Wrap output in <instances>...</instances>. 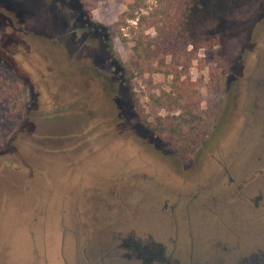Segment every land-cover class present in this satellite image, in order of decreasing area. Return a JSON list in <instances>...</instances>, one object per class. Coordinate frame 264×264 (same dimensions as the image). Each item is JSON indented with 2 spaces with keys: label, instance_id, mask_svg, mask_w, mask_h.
<instances>
[{
  "label": "rangeland",
  "instance_id": "rangeland-1",
  "mask_svg": "<svg viewBox=\"0 0 264 264\" xmlns=\"http://www.w3.org/2000/svg\"><path fill=\"white\" fill-rule=\"evenodd\" d=\"M124 9L0 0V264H253L246 256L264 252V0H195L190 43L168 40L214 116L181 139L158 122L168 80L156 61L132 79L149 127L116 71L138 33L118 23ZM78 205L89 227L64 222Z\"/></svg>",
  "mask_w": 264,
  "mask_h": 264
},
{
  "label": "trees",
  "instance_id": "trees-1",
  "mask_svg": "<svg viewBox=\"0 0 264 264\" xmlns=\"http://www.w3.org/2000/svg\"><path fill=\"white\" fill-rule=\"evenodd\" d=\"M195 0H122L125 9L118 15V23L121 26H126V21H135L133 28H136L138 33L133 40L132 51L133 58L130 63L126 65L121 59L117 58L116 71L122 76L123 84L128 86L132 106L138 116L139 121L145 126L149 127L152 122L148 121L143 116V109L141 107L139 98L134 91L132 79L135 76H142L146 71V64L151 65L156 61V72L163 78L168 80V88L159 89L155 97L156 106L166 110L167 114L159 117V125L164 133L172 135L175 138L181 139L184 136H190L197 132L201 126H209L214 116L201 108V103L204 100L199 92V86L196 81H191L190 76L186 73L183 75L178 70L176 62L175 47L171 46L172 42H179L180 44L188 43V36L190 35L189 14L191 7ZM152 30L153 33H147ZM118 37L125 41L121 33ZM173 38H176L174 40ZM190 43V42H189ZM107 47L112 53L116 55L115 47L112 42L107 41ZM169 57L168 61L166 58ZM190 58H187L189 64ZM0 89L4 90V85L0 82ZM98 196L99 192H95ZM103 202L109 201L108 193L104 191ZM87 196V195H86ZM92 198V194H89ZM95 205L91 209L90 214L94 217H99L100 209L99 200H93ZM86 202H90L86 200ZM83 203V202H82ZM93 206V205H92ZM78 213L74 207H66L63 212L66 216L64 222L72 223V225L80 224V220L84 225L89 227L88 218L85 217L84 209L77 206ZM80 208V209H79ZM87 211V210H86ZM84 220V221H83ZM90 230V228H88ZM131 240L125 241L126 248L131 246ZM128 246V247H127ZM130 248H134V245Z\"/></svg>",
  "mask_w": 264,
  "mask_h": 264
},
{
  "label": "flooded vegetation",
  "instance_id": "flooded-vegetation-1",
  "mask_svg": "<svg viewBox=\"0 0 264 264\" xmlns=\"http://www.w3.org/2000/svg\"><path fill=\"white\" fill-rule=\"evenodd\" d=\"M134 245V248H130L133 253L139 254L140 257L144 258V260H151V259H157L159 261H162V257L160 256L161 251L156 250L155 248L148 247L147 248H141L139 245H137L136 242H131ZM246 258H251V261L253 264H264V252H258L257 254H251L246 256ZM245 260H242L239 262V264H244ZM248 264V263H245Z\"/></svg>",
  "mask_w": 264,
  "mask_h": 264
}]
</instances>
